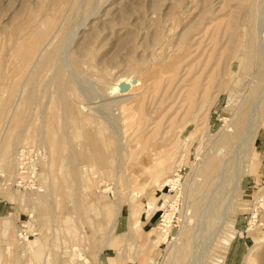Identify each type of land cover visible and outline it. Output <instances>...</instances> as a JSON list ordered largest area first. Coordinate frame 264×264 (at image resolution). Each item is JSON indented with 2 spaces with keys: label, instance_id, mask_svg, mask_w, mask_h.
Instances as JSON below:
<instances>
[{
  "label": "rangeland",
  "instance_id": "1",
  "mask_svg": "<svg viewBox=\"0 0 264 264\" xmlns=\"http://www.w3.org/2000/svg\"><path fill=\"white\" fill-rule=\"evenodd\" d=\"M151 197L167 240L105 248ZM100 252L264 264V0H0V264Z\"/></svg>",
  "mask_w": 264,
  "mask_h": 264
},
{
  "label": "bare ground",
  "instance_id": "2",
  "mask_svg": "<svg viewBox=\"0 0 264 264\" xmlns=\"http://www.w3.org/2000/svg\"><path fill=\"white\" fill-rule=\"evenodd\" d=\"M136 79L137 80L131 81V82H129V80L126 82H123L129 85L128 91L123 92L120 90V93H122V96L119 98V104H121L119 108L121 111V115H125L126 117L127 115L136 114L137 112L139 113V111H141L142 104H143L142 97L144 96L145 91L147 87L149 86L147 84L148 81L144 79L143 76H140L139 78H136ZM120 85H119V89H120ZM162 165L163 164L160 163V166ZM165 174L166 172L163 174L161 173L159 175L161 177L162 175H165ZM173 181L174 180L164 181L161 188L174 183ZM158 202H159L158 197L149 198L147 210H145V212H143L142 215H139V213L135 211L134 215L132 216L134 221H133V224L131 225V230H130L129 235L127 236L126 241L124 239H122V241H115V240L107 238L105 248L112 249L116 253H118V251H120L121 248L125 245V243L128 242V240H130L131 238L137 239V241H139L140 243L144 242L146 246L149 244L157 246L160 243H164L168 238V234L166 233V231L162 229L161 226L155 227L150 231L144 230V227L147 224L148 220L160 209ZM170 223H171L170 218L169 216H167L165 219V224H166L165 227L169 228ZM34 243H36V241H34ZM121 251H123V249ZM100 254L101 252L98 253L97 255L98 264H100L99 262ZM218 262L223 263L222 260H218ZM110 263L113 264V259H110ZM246 264H250L249 257H247L246 259Z\"/></svg>",
  "mask_w": 264,
  "mask_h": 264
},
{
  "label": "crops",
  "instance_id": "3",
  "mask_svg": "<svg viewBox=\"0 0 264 264\" xmlns=\"http://www.w3.org/2000/svg\"><path fill=\"white\" fill-rule=\"evenodd\" d=\"M152 217H153V216H152ZM152 217H151V218H152ZM151 218H150V219H151ZM150 219L148 220V222L150 221ZM131 221H132V220H131ZM148 222H147V223H148ZM146 225H147V224H146ZM146 225H145V226H146ZM123 228H124V227H123L122 223L118 222V223H117V226H116V229L119 231V230H122ZM154 228H155V227H154ZM144 230H145V229H144ZM145 231H147V230H145ZM116 262H117V261L115 260L114 264H116Z\"/></svg>",
  "mask_w": 264,
  "mask_h": 264
},
{
  "label": "water",
  "instance_id": "4",
  "mask_svg": "<svg viewBox=\"0 0 264 264\" xmlns=\"http://www.w3.org/2000/svg\"><path fill=\"white\" fill-rule=\"evenodd\" d=\"M128 89H129V85H128V84H126V83H122V84L120 85V90H121V91L125 92V91H128Z\"/></svg>",
  "mask_w": 264,
  "mask_h": 264
}]
</instances>
